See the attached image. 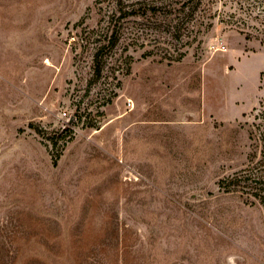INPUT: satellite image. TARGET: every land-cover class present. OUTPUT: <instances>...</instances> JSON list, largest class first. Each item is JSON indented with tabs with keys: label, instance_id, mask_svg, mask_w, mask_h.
Wrapping results in <instances>:
<instances>
[{
	"label": "rangeland",
	"instance_id": "obj_1",
	"mask_svg": "<svg viewBox=\"0 0 264 264\" xmlns=\"http://www.w3.org/2000/svg\"><path fill=\"white\" fill-rule=\"evenodd\" d=\"M116 1L0 0V264H264V0Z\"/></svg>",
	"mask_w": 264,
	"mask_h": 264
},
{
	"label": "trees",
	"instance_id": "obj_2",
	"mask_svg": "<svg viewBox=\"0 0 264 264\" xmlns=\"http://www.w3.org/2000/svg\"><path fill=\"white\" fill-rule=\"evenodd\" d=\"M195 1L196 0H185L186 6L187 4H193L194 6ZM128 2L129 1L127 0H117L115 2V7H116L115 14L118 13L119 15L117 20H123L124 18L128 16L127 10L129 7L126 6ZM194 11H195V7H192V10L190 13L193 15ZM134 12L129 13V14H135ZM135 16H138V15H135ZM118 30H119L118 28H116V31L112 30L111 36L107 43V46L109 45L108 46L109 49L117 45V42H118L117 31ZM108 47H105V48H108ZM103 49L104 47L102 48L100 47L98 52H101ZM98 72L99 71H97V73ZM220 188L227 190V191L230 189H233V190H239L236 192L246 193L247 195L254 198V200L257 201L264 208V169H262L261 172L256 175H250V174L247 175V173H241V175L236 174L233 177L229 178L228 180L221 181Z\"/></svg>",
	"mask_w": 264,
	"mask_h": 264
}]
</instances>
